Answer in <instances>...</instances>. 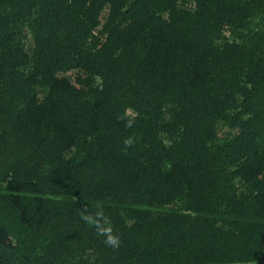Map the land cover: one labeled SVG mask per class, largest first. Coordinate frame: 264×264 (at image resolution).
Returning <instances> with one entry per match:
<instances>
[{"label":"trees","instance_id":"trees-1","mask_svg":"<svg viewBox=\"0 0 264 264\" xmlns=\"http://www.w3.org/2000/svg\"><path fill=\"white\" fill-rule=\"evenodd\" d=\"M0 264H264V0H0Z\"/></svg>","mask_w":264,"mask_h":264},{"label":"clouds","instance_id":"clouds-1","mask_svg":"<svg viewBox=\"0 0 264 264\" xmlns=\"http://www.w3.org/2000/svg\"><path fill=\"white\" fill-rule=\"evenodd\" d=\"M124 121L125 127L131 128L134 125V116L130 109H125L124 112L118 117ZM135 139L131 136L123 140L125 150L135 144ZM80 219L89 227L95 229L96 234L104 237V244L112 249H119L121 245V238L118 234L113 232V226L110 219L106 215L102 205H96L94 213H89L86 210L80 214Z\"/></svg>","mask_w":264,"mask_h":264},{"label":"rangeland","instance_id":"rangeland-1","mask_svg":"<svg viewBox=\"0 0 264 264\" xmlns=\"http://www.w3.org/2000/svg\"><path fill=\"white\" fill-rule=\"evenodd\" d=\"M71 76H74V75H71Z\"/></svg>","mask_w":264,"mask_h":264}]
</instances>
